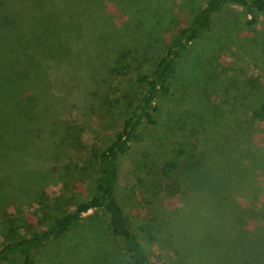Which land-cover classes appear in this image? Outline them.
Returning a JSON list of instances; mask_svg holds the SVG:
<instances>
[{
	"label": "rangeland",
	"instance_id": "1",
	"mask_svg": "<svg viewBox=\"0 0 264 264\" xmlns=\"http://www.w3.org/2000/svg\"><path fill=\"white\" fill-rule=\"evenodd\" d=\"M103 1L106 4H100V0H0V74L7 78L13 69L19 70L25 64L28 70L21 79L26 85L30 77L28 86L38 92L37 106L27 99L25 110L37 108V126L44 130L54 129L49 141L53 142L58 156L69 170L74 171L73 174L78 173L82 166H85L87 174H91L88 162H92L94 150L107 143L106 135L127 116L126 99H135L140 92L135 78L150 65V61H143L141 56H145L148 48L162 52L170 34L180 25L182 11L199 5L203 0ZM106 5L117 12L124 9L129 14L125 43L115 48L117 52L126 50L128 55L126 61L118 59L119 56L112 57L102 68L95 62L94 48L98 52V47L108 46L109 40L113 39L112 30L116 27L112 24L103 34L102 41L95 40L96 27H102L106 16ZM88 8L92 9L91 14ZM176 12L180 14L173 19L172 14ZM243 13L233 6L222 9L212 27L186 50L179 61L177 75L170 80L169 92L158 100L157 122L143 129L139 142L131 143L130 150L121 161L117 198L124 206L128 221L142 241L151 264H173L176 256L179 258V250L182 254L178 264L188 262L187 257H183L185 251L181 250L182 243H179L176 231L168 222L167 225L165 223L167 209L170 208L161 205L158 199L160 195L172 197L181 191L172 181H168L171 183L169 186L161 183L160 167L173 151L170 149L173 146L174 150L187 147L188 151L181 157L185 160L193 152L194 144L198 146L196 140L201 133H198L196 122L204 126L205 119L198 113L200 106L206 105L214 122L221 123L228 108L225 102L230 99L234 105L241 100L242 92L247 91L254 80L264 86V16L256 14L255 22L247 25ZM6 14L16 20L15 28L7 27L9 20L3 17ZM90 16L93 19H88L84 26L86 41L82 43L84 38H81L74 55L66 46L67 40L83 36L82 19ZM92 24L95 27H91ZM35 54L39 57L34 58ZM40 58L49 63L54 61L57 68L52 70ZM45 69H49L48 75ZM35 92H31L32 97ZM235 97L239 99L234 102ZM179 123V134H173ZM203 139L207 142L202 145L206 151H224L225 157L232 154L230 141L226 145L224 140L227 139L222 138L216 129ZM151 142L154 147H150ZM236 156L239 157L238 153ZM60 192V184L52 183L36 200L48 196L51 208L55 209L59 204L53 198ZM182 206L178 228L184 237L199 240L206 234L219 232L229 244L237 240L238 221L227 214L228 210L219 209L216 202L192 191L184 193ZM174 207H179V204H173ZM36 208L37 203L32 202L21 210L30 214ZM22 222L16 224L21 227ZM32 222H38L37 218L34 217ZM86 236L88 243L85 249L89 253V263L86 264H99L101 260L113 264L114 244L103 234L90 238L87 233ZM95 254L98 256L96 261L92 258ZM68 257L47 255L39 264H76L72 259L78 257L75 252ZM239 259L241 261L237 259L232 264H246ZM7 264L18 263L11 260ZM78 264L85 263L81 260Z\"/></svg>",
	"mask_w": 264,
	"mask_h": 264
},
{
	"label": "trees",
	"instance_id": "2",
	"mask_svg": "<svg viewBox=\"0 0 264 264\" xmlns=\"http://www.w3.org/2000/svg\"><path fill=\"white\" fill-rule=\"evenodd\" d=\"M100 4L106 3L100 0ZM231 6L244 12L242 17L247 25L255 22L256 14L264 16V0H203L199 5L182 11L180 25L170 34L162 52L148 48L145 56H141L143 61H150V65L135 78L140 92L135 99H126L127 116L106 135L107 143L94 150L92 162H88L90 175L85 166L73 174L74 171L69 170L58 156L53 142L49 141L54 129L44 130L37 126V108L25 110L26 100L35 102L37 106L38 96V92L28 86L31 78L28 77L26 85L21 79L28 70L25 64L19 70L13 69L7 78L0 74V264L11 260H17L18 264H39L47 255L69 259L72 252L78 256L72 257L74 263L81 260L89 263V253L85 249L87 233L90 238L103 234L114 244L113 264H151L142 241L128 221L124 206L117 198L121 161L130 150L131 143L139 142L143 129L157 122L158 100L169 92L170 80L177 75L179 61L186 50L212 27L222 9ZM88 10L91 14L92 9ZM105 14L102 27H96L95 40L102 41L103 34L112 24L118 28L112 30L113 39L109 40L108 46L98 47V52L94 48L95 62L102 68L110 58L119 56L118 59L126 61L128 55L123 49L118 50V54L115 48L125 43L129 14L124 9L117 12L109 8ZM178 14H172L173 19ZM3 17L9 20L7 27H16L17 22L11 15ZM88 19L92 20L93 16L82 19L83 36L67 40L66 46L74 55L81 38H84L82 43L86 41L84 26ZM91 27L95 26L92 24ZM33 57L38 58L39 55ZM40 60L52 70L57 68L54 61ZM45 72L48 75L49 69ZM24 89L35 92L34 97ZM242 96L234 105L230 99L224 103L228 108L221 123L214 122L206 105L200 106L198 113L205 119L204 126L196 122L198 133H201L196 140L198 146L194 144L193 152L185 160L181 157L188 148L174 150L173 146L170 149L173 151L160 167L161 183L169 186L171 183L168 181H172L181 189L175 196L160 195L158 199L161 205L170 208H166L165 223L167 225L168 222L176 231L179 243H182L181 250L185 251L183 257L188 259L187 264H232L239 258L246 264H264V86L254 80ZM237 99L239 97L233 101ZM214 129L227 139L224 140L226 145L230 141L232 154L227 157L224 151L213 153L202 147L207 144L203 137ZM179 131L180 123L173 134H179ZM150 147H154L153 142ZM189 172L192 173L189 175ZM52 183L61 186V192L53 198L59 204L55 209L51 208L48 196L36 200ZM192 191L216 202L219 209L228 210L227 214L235 217L239 233L235 242L229 244L219 232L206 234L199 240L181 234L178 222L182 217L183 195ZM32 202L37 203V208L30 214L23 213L21 208ZM177 203L179 207L172 208ZM34 217L38 222H32ZM96 218H100L99 222ZM19 221H23V226L16 224ZM98 225L103 229L97 228ZM51 248L55 251L51 252ZM181 254L179 250V258ZM92 258L96 261L98 256L95 254ZM179 258L176 256L173 264H178ZM106 262L101 260L98 263Z\"/></svg>",
	"mask_w": 264,
	"mask_h": 264
}]
</instances>
